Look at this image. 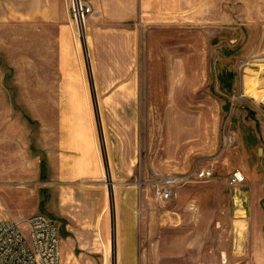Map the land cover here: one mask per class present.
Masks as SVG:
<instances>
[{"label":"rangeland","instance_id":"374dc122","mask_svg":"<svg viewBox=\"0 0 264 264\" xmlns=\"http://www.w3.org/2000/svg\"><path fill=\"white\" fill-rule=\"evenodd\" d=\"M66 1L71 11V0H46L57 12ZM151 1L138 24L135 172L118 182L107 167L99 183L80 184L97 225L107 219V234L89 240L78 232L84 207L59 198L43 162L59 117L57 23L40 14L44 0H0V212L51 216L70 264H264V0ZM92 11L84 40L71 22L102 131ZM206 165L212 178L191 177L159 201L153 181ZM233 169L246 175L236 187Z\"/></svg>","mask_w":264,"mask_h":264},{"label":"crops","instance_id":"0c3cea01","mask_svg":"<svg viewBox=\"0 0 264 264\" xmlns=\"http://www.w3.org/2000/svg\"><path fill=\"white\" fill-rule=\"evenodd\" d=\"M86 1L93 8L94 80L102 131L93 114L91 81L73 38V22L67 1L59 12L53 10L52 4L46 0L39 6L40 14L58 26L59 117L53 125L50 143L47 141L43 147L44 168L49 172L50 183L54 190H58L59 198L65 203L73 204L74 201L83 207L87 204L88 190L80 184L99 183L107 167L118 182L128 179L135 172L142 109L138 24H143L144 15L152 2ZM96 214L85 207L80 210L81 227L78 232L82 239L93 240L99 232L101 236L107 234V219L101 218L97 225ZM0 216L23 222L30 215L0 212ZM63 240L62 264H70L65 255L62 258L67 244ZM80 245L83 254L95 251L90 242L81 241Z\"/></svg>","mask_w":264,"mask_h":264},{"label":"built area","instance_id":"2783aa9c","mask_svg":"<svg viewBox=\"0 0 264 264\" xmlns=\"http://www.w3.org/2000/svg\"><path fill=\"white\" fill-rule=\"evenodd\" d=\"M91 6L85 0H71V16L80 32ZM215 175L212 165H206L189 175H165L153 181L160 202L173 200V186L191 177L205 180ZM227 184L236 187L246 181L245 173L233 169L227 173ZM142 181H140L141 184ZM0 264H62L61 238L55 219L43 212L27 217L23 222L0 216Z\"/></svg>","mask_w":264,"mask_h":264},{"label":"bare ground","instance_id":"6f19581e","mask_svg":"<svg viewBox=\"0 0 264 264\" xmlns=\"http://www.w3.org/2000/svg\"><path fill=\"white\" fill-rule=\"evenodd\" d=\"M80 29H81V36H82L81 38H82V40H84L86 38V34H87L86 21L81 23ZM262 94L264 95V92Z\"/></svg>","mask_w":264,"mask_h":264}]
</instances>
